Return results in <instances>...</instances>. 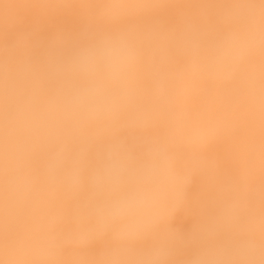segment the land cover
<instances>
[{
  "label": "clouds",
  "instance_id": "9594fccd",
  "mask_svg": "<svg viewBox=\"0 0 264 264\" xmlns=\"http://www.w3.org/2000/svg\"><path fill=\"white\" fill-rule=\"evenodd\" d=\"M224 12L235 27L214 49L219 64L264 48V0H237ZM15 26L0 17V214L10 217L45 189L86 194L88 227L108 244L91 261L72 264H264V186L228 201L210 221L191 217L186 234L173 227L176 213L189 211L186 196L174 203L163 235L129 227L131 217L151 215L175 197V173L151 145L142 158L116 139L93 150L99 125L135 94L139 53L126 33L85 26L77 34L57 29L47 37L32 31L6 38ZM254 86L264 97V70ZM82 230L53 233L54 254L81 246ZM0 264L60 261L0 249Z\"/></svg>",
  "mask_w": 264,
  "mask_h": 264
},
{
  "label": "bare ground",
  "instance_id": "6f19581e",
  "mask_svg": "<svg viewBox=\"0 0 264 264\" xmlns=\"http://www.w3.org/2000/svg\"><path fill=\"white\" fill-rule=\"evenodd\" d=\"M235 2L0 0V17L16 25L6 38L32 31L47 37L57 29L77 34L86 26L93 32L122 31L135 42L134 97L99 125L93 150L116 139L142 158L151 145L175 173V197L151 215L131 217L132 229L154 227L156 237L163 235L174 203L186 196L189 211L176 213L173 223L186 234L191 217L210 221L228 201L264 186V97L254 86L256 73L264 70V48L243 51L238 62L225 65L214 57L215 47L234 30L224 10ZM109 3L120 6L102 11ZM88 225L86 194L45 189L10 217L0 214V249L41 252L60 264L88 262L108 244ZM76 228L83 229L84 243L54 254L53 233Z\"/></svg>",
  "mask_w": 264,
  "mask_h": 264
}]
</instances>
